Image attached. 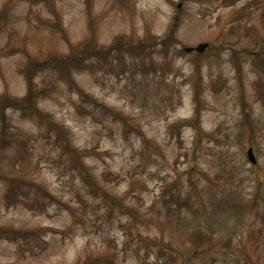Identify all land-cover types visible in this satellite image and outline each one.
I'll return each mask as SVG.
<instances>
[{
    "label": "rangeland",
    "instance_id": "374dc122",
    "mask_svg": "<svg viewBox=\"0 0 264 264\" xmlns=\"http://www.w3.org/2000/svg\"><path fill=\"white\" fill-rule=\"evenodd\" d=\"M0 264H264V0H0Z\"/></svg>",
    "mask_w": 264,
    "mask_h": 264
},
{
    "label": "water",
    "instance_id": "95a60500",
    "mask_svg": "<svg viewBox=\"0 0 264 264\" xmlns=\"http://www.w3.org/2000/svg\"><path fill=\"white\" fill-rule=\"evenodd\" d=\"M208 47V44H201V45H199L197 48H196V50L198 51V52H202V51H204V49L205 48H207ZM194 50V48H189V49H187V51H193ZM248 156H249V159H250V161L253 163V164H256V162H257V160H256V157H255V154H254V151H253V149H250L249 150V152H248Z\"/></svg>",
    "mask_w": 264,
    "mask_h": 264
},
{
    "label": "trees",
    "instance_id": "16d2710c",
    "mask_svg": "<svg viewBox=\"0 0 264 264\" xmlns=\"http://www.w3.org/2000/svg\"><path fill=\"white\" fill-rule=\"evenodd\" d=\"M22 190L20 189V186L18 185H10V188L8 190V194L10 196H15V197H18L19 193L21 192ZM194 239H196L197 241H201L200 238L197 239V236H194Z\"/></svg>",
    "mask_w": 264,
    "mask_h": 264
}]
</instances>
